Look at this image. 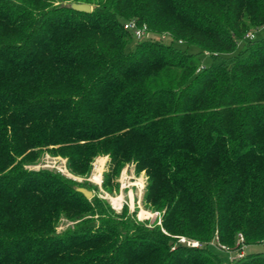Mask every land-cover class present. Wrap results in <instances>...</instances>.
<instances>
[{"label": "trees", "instance_id": "trees-1", "mask_svg": "<svg viewBox=\"0 0 264 264\" xmlns=\"http://www.w3.org/2000/svg\"><path fill=\"white\" fill-rule=\"evenodd\" d=\"M263 26L264 0H0V264H225L211 242L261 245L264 36L246 35ZM46 153L85 177L107 156L108 193L145 172L158 216L85 198L97 187L32 166Z\"/></svg>", "mask_w": 264, "mask_h": 264}, {"label": "rangeland", "instance_id": "rangeland-1", "mask_svg": "<svg viewBox=\"0 0 264 264\" xmlns=\"http://www.w3.org/2000/svg\"><path fill=\"white\" fill-rule=\"evenodd\" d=\"M253 38L258 39L264 36V26L254 31ZM152 38L158 39L159 35L157 33L152 34ZM176 46L181 49H186L190 53H195L198 51L195 46H187L183 43H176ZM242 47V42H239L238 48ZM200 59L203 65H207L210 62V57L203 53L200 55ZM34 168L46 167L50 169H55L69 177H72L76 181L83 182L88 181L93 186L97 187L93 194L97 193L100 196L107 198L111 205L119 211L123 204H127L130 210L137 207V217L141 220L150 219L154 220L157 216V212H152L145 209L142 205V194L145 187L146 175L145 172L135 173L132 165L127 164L117 176L112 178L113 192L108 193L102 188V175L104 171L109 169V159L107 156H99L95 158L92 163V170L89 176H72L68 173L65 167V159L60 155L44 154L38 163L32 165ZM210 251L223 263L225 264H236V262H230L229 254L222 250L215 242L211 243L209 246ZM262 251V246L260 244L248 246L245 252Z\"/></svg>", "mask_w": 264, "mask_h": 264}, {"label": "built area", "instance_id": "built-area-1", "mask_svg": "<svg viewBox=\"0 0 264 264\" xmlns=\"http://www.w3.org/2000/svg\"><path fill=\"white\" fill-rule=\"evenodd\" d=\"M123 27H124V29L131 31L136 39L144 38L147 35L146 26L145 25L139 26L133 19L126 21L124 23ZM160 37L164 40H168L167 34H162ZM246 37L247 38H253V34L249 33L246 35ZM179 241L183 242V243L186 242L187 244H189L191 246H197L199 244L197 241L186 240L184 237L179 238ZM214 241H216V239ZM239 241L240 242L242 241L241 236L239 238ZM211 243H214V242H211ZM261 246H262L263 251H264V240L262 241ZM219 247L229 254L230 261H233V260H236V259L243 257L244 253H245V251H244L245 245L244 244H242L241 247L237 250H230L228 247H225L223 245H219Z\"/></svg>", "mask_w": 264, "mask_h": 264}, {"label": "water", "instance_id": "water-1", "mask_svg": "<svg viewBox=\"0 0 264 264\" xmlns=\"http://www.w3.org/2000/svg\"><path fill=\"white\" fill-rule=\"evenodd\" d=\"M69 7L73 10L89 13L91 11V5L88 3L71 2ZM76 190L84 195L85 198L90 199L93 196V192L85 187H76Z\"/></svg>", "mask_w": 264, "mask_h": 264}]
</instances>
